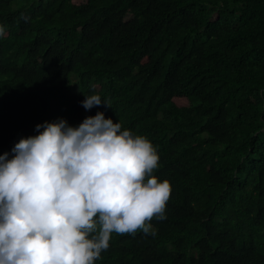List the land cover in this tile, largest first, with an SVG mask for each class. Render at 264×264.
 Here are the masks:
<instances>
[{
    "label": "trees",
    "instance_id": "1",
    "mask_svg": "<svg viewBox=\"0 0 264 264\" xmlns=\"http://www.w3.org/2000/svg\"><path fill=\"white\" fill-rule=\"evenodd\" d=\"M0 25V155L97 112L157 149L167 218L96 264H264V0H0Z\"/></svg>",
    "mask_w": 264,
    "mask_h": 264
},
{
    "label": "clouds",
    "instance_id": "2",
    "mask_svg": "<svg viewBox=\"0 0 264 264\" xmlns=\"http://www.w3.org/2000/svg\"><path fill=\"white\" fill-rule=\"evenodd\" d=\"M102 103L110 107L99 94L81 101ZM35 130L0 155V264H96L113 233L157 234L172 188L154 174L160 157L147 137L103 112Z\"/></svg>",
    "mask_w": 264,
    "mask_h": 264
},
{
    "label": "rangeland",
    "instance_id": "3",
    "mask_svg": "<svg viewBox=\"0 0 264 264\" xmlns=\"http://www.w3.org/2000/svg\"><path fill=\"white\" fill-rule=\"evenodd\" d=\"M78 2H80V0H77Z\"/></svg>",
    "mask_w": 264,
    "mask_h": 264
}]
</instances>
